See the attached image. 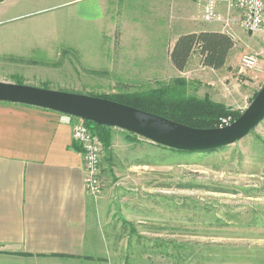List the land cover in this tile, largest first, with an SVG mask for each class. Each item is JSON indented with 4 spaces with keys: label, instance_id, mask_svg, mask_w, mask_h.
<instances>
[{
    "label": "rangeland",
    "instance_id": "1",
    "mask_svg": "<svg viewBox=\"0 0 264 264\" xmlns=\"http://www.w3.org/2000/svg\"><path fill=\"white\" fill-rule=\"evenodd\" d=\"M17 1L0 2L2 82L115 97L177 87L183 80L179 88L184 86L187 95L227 98L228 106L241 115L264 85V34L243 31L239 40L231 30L236 45L222 71L203 68L196 56L183 75L166 63L173 36L163 37L162 43L158 36L138 42L140 37L124 35L113 24V16L99 24L65 20L56 13L66 11L62 7L27 14L39 6L47 8L51 0H28L25 8L21 4L15 10L25 15L11 21L12 3ZM206 1H191L190 14L200 12L202 17ZM169 3L173 14L177 9ZM247 53L260 57L258 70L242 68ZM212 81L214 86L208 84ZM112 128L115 147L103 151L101 195L107 193L116 206L115 236L134 239L132 252L124 256V243L114 245L119 260L57 264H264V121L234 144L207 151L177 150L148 140L129 143V131ZM143 208L151 209L146 223ZM103 246L106 256L113 245ZM0 263L52 264L47 258L8 255Z\"/></svg>",
    "mask_w": 264,
    "mask_h": 264
},
{
    "label": "crops",
    "instance_id": "2",
    "mask_svg": "<svg viewBox=\"0 0 264 264\" xmlns=\"http://www.w3.org/2000/svg\"><path fill=\"white\" fill-rule=\"evenodd\" d=\"M27 1L12 3L14 13L9 20L16 21L25 15V12L15 10L21 4L25 8ZM131 1L51 0L53 4L44 6L47 8L39 6L27 14L62 7L66 11L56 13L65 20L77 19L99 24L108 16H113V24L119 26L124 35L140 37L138 42L158 36L162 43L163 37L173 36L166 57V63L170 62L172 66L170 54L180 35L226 31L222 22H206L200 12L191 15L189 4L194 0ZM169 2L172 8L177 9L173 14L169 11ZM219 10L230 19L231 30L240 40L243 31H246L241 24V12L229 11L223 1L219 4ZM230 55L223 68L214 70L201 64V56L196 49L186 69L180 73L185 75L192 58L196 56L203 68L222 71L228 65ZM208 84L214 86L213 81ZM209 96L228 105L227 98L217 100L211 94ZM74 122L75 117L50 109L0 101V259L3 255L11 258H47L52 264H57L59 260L89 262L105 257L119 260L120 253L115 256L117 247L114 245L124 243L127 245L124 256L132 252L130 244L135 243L134 239L130 242L129 237L115 236L112 221L116 206L109 203L107 193L95 199L85 188L84 152L81 144L73 138ZM126 136L129 143L150 141L133 133ZM143 209L146 213L142 217L146 223L149 217L147 211L151 212V209ZM106 244L113 246L105 256L103 245Z\"/></svg>",
    "mask_w": 264,
    "mask_h": 264
},
{
    "label": "water",
    "instance_id": "3",
    "mask_svg": "<svg viewBox=\"0 0 264 264\" xmlns=\"http://www.w3.org/2000/svg\"><path fill=\"white\" fill-rule=\"evenodd\" d=\"M0 101L50 109L119 127L150 141L183 151H207L234 144L264 120V85L247 110L225 127L195 128L111 99L0 81Z\"/></svg>",
    "mask_w": 264,
    "mask_h": 264
},
{
    "label": "trees",
    "instance_id": "4",
    "mask_svg": "<svg viewBox=\"0 0 264 264\" xmlns=\"http://www.w3.org/2000/svg\"><path fill=\"white\" fill-rule=\"evenodd\" d=\"M234 47L235 40L227 32L201 31L187 33L177 38L170 57L174 67L179 71H184L193 52L198 49L202 64L218 70L226 65ZM178 82L177 87L173 86L172 88L166 87L145 92L112 95L115 97H111V95L95 96L155 113L195 128H217L220 125L221 118L233 115V120H236L241 115L239 111L222 102L213 100L209 95L204 97L187 95L184 86L183 89L179 88L185 81L180 80ZM257 93L258 91L254 93L253 98ZM87 124L99 136L104 149L109 152L113 144L112 127L99 125L92 121H88Z\"/></svg>",
    "mask_w": 264,
    "mask_h": 264
},
{
    "label": "built area",
    "instance_id": "5",
    "mask_svg": "<svg viewBox=\"0 0 264 264\" xmlns=\"http://www.w3.org/2000/svg\"><path fill=\"white\" fill-rule=\"evenodd\" d=\"M225 4L229 11L239 10L241 12V24L247 32L264 34V0H225ZM218 5V0H207L203 7V20L224 23L225 32L229 33L234 39L230 29V19L226 20L222 17ZM260 60V57L256 54H244L241 58L242 68L258 70ZM231 122V116L220 119L221 127L230 125ZM73 137L81 144L84 152L85 188L92 196L99 197L103 190L102 161L104 148L102 142L99 136L90 129L87 121L77 117H75L73 124Z\"/></svg>",
    "mask_w": 264,
    "mask_h": 264
}]
</instances>
